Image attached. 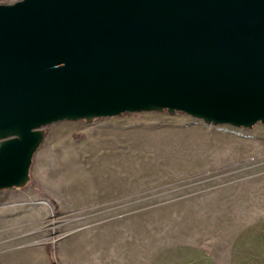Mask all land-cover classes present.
<instances>
[{
  "label": "rangeland",
  "instance_id": "obj_1",
  "mask_svg": "<svg viewBox=\"0 0 264 264\" xmlns=\"http://www.w3.org/2000/svg\"><path fill=\"white\" fill-rule=\"evenodd\" d=\"M34 156L25 193L0 191V264H264L261 123L62 121Z\"/></svg>",
  "mask_w": 264,
  "mask_h": 264
},
{
  "label": "water",
  "instance_id": "obj_2",
  "mask_svg": "<svg viewBox=\"0 0 264 264\" xmlns=\"http://www.w3.org/2000/svg\"><path fill=\"white\" fill-rule=\"evenodd\" d=\"M152 111L264 125V0L0 4V191L49 125Z\"/></svg>",
  "mask_w": 264,
  "mask_h": 264
},
{
  "label": "crops",
  "instance_id": "obj_3",
  "mask_svg": "<svg viewBox=\"0 0 264 264\" xmlns=\"http://www.w3.org/2000/svg\"><path fill=\"white\" fill-rule=\"evenodd\" d=\"M1 191L2 192H8V193H22L23 192V194H24L25 188H23V189L12 188V189H5V190H1ZM30 194H31L30 192L26 191L25 195L29 197ZM21 198L16 200V202H24V199H21ZM39 209H42V208H39ZM23 264H28V263H23Z\"/></svg>",
  "mask_w": 264,
  "mask_h": 264
},
{
  "label": "trees",
  "instance_id": "obj_4",
  "mask_svg": "<svg viewBox=\"0 0 264 264\" xmlns=\"http://www.w3.org/2000/svg\"><path fill=\"white\" fill-rule=\"evenodd\" d=\"M126 114V113H125Z\"/></svg>",
  "mask_w": 264,
  "mask_h": 264
}]
</instances>
